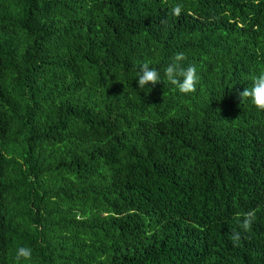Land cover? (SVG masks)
I'll return each instance as SVG.
<instances>
[{
    "label": "trees",
    "instance_id": "1",
    "mask_svg": "<svg viewBox=\"0 0 264 264\" xmlns=\"http://www.w3.org/2000/svg\"><path fill=\"white\" fill-rule=\"evenodd\" d=\"M262 73L264 0H0V264H264Z\"/></svg>",
    "mask_w": 264,
    "mask_h": 264
},
{
    "label": "clouds",
    "instance_id": "2",
    "mask_svg": "<svg viewBox=\"0 0 264 264\" xmlns=\"http://www.w3.org/2000/svg\"><path fill=\"white\" fill-rule=\"evenodd\" d=\"M183 10L181 4H176L172 8L171 14L175 17H179ZM185 60L183 53L175 55L174 60L170 63L164 72V75L168 82L176 86L179 93L183 95H189L197 91V85L199 77L197 75V69L194 65L184 67L182 61ZM161 80L160 73L149 67L147 63H144L138 72V88L144 89L147 85H156ZM240 99L250 100L251 104L260 112H264V73L255 76L250 88H245L240 93ZM256 218L255 211H248L243 214L242 227L247 231ZM234 241L240 240V233L234 232L232 235ZM32 257V250L27 247H20L15 256L16 264H19L21 260L28 261Z\"/></svg>",
    "mask_w": 264,
    "mask_h": 264
}]
</instances>
